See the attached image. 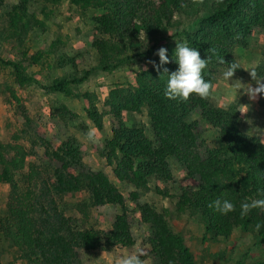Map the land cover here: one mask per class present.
Instances as JSON below:
<instances>
[{"label": "trees", "instance_id": "16d2710c", "mask_svg": "<svg viewBox=\"0 0 264 264\" xmlns=\"http://www.w3.org/2000/svg\"><path fill=\"white\" fill-rule=\"evenodd\" d=\"M59 6L64 0H45ZM76 15L101 10L92 17V47L97 51L99 64L104 71H113L131 63L133 56L148 59L150 65L135 75V83L118 84L105 101L107 112H99L89 95L90 115L99 129L105 115H112V136L106 141L101 155L112 167L116 179L131 184L130 193L136 202L140 222L152 230L148 240L151 253L158 264H195L194 255L182 235L173 232L167 220V211L152 203H139L142 193L151 190L150 181L167 183L173 179L170 159L181 164L189 179L197 180L198 188L184 187L176 196L178 212L199 213L206 227L204 239L228 238L236 230L252 232L259 244L264 243V209L253 208L241 214V204L262 199L264 192V142L242 132L241 116L234 107L222 108L211 97L195 94L188 100H169L164 96L167 74L157 70L155 55L157 41L179 28L184 19H195L198 25L194 34L188 35L184 44L196 48L201 59H208L202 76L213 83L216 71L237 65L236 48L248 46L255 29L264 30V0H67ZM30 0H20L7 12L9 37L20 38L35 24H44L30 12ZM42 12L47 18L48 8ZM177 46V45H176ZM176 46L170 45L165 65L169 74L178 65L174 62ZM144 49L142 53L135 50ZM42 53H24L29 65L43 64ZM0 66L11 67L20 87L30 83L22 61L5 60L0 56ZM258 69L264 72V50ZM239 65L236 71H242ZM235 71V72H236ZM86 79L56 78L46 90L67 96L75 95L72 83ZM2 83L0 82V87ZM4 85V83H3ZM9 95L6 102H14L27 117L21 97L14 88L6 85ZM64 112L77 117L66 106ZM147 111L151 136L145 133L142 122L127 125L125 114ZM198 115V117H194ZM206 124L219 134V146L200 150L202 125ZM23 147L0 143V185L10 184L7 209L0 211V236L9 240L20 253L25 264H81L78 250L94 251L114 247H133L136 239L132 233V218L128 214L126 197L104 171L89 168L84 163L80 142L69 137L59 147L48 152L51 161L59 164L48 183L49 191L59 198H76L88 193L87 201H79L75 211L80 218L65 215L38 217L35 201L41 173L33 165L27 167ZM26 169H28L26 171ZM20 181H18V179ZM44 182V180H43ZM161 196H170L159 185L154 190ZM228 199L234 210L226 215L209 205L216 199ZM121 208L110 231L105 232L90 224V208L101 205ZM105 244V245H104ZM0 264H2L0 262ZM257 264H264L257 263Z\"/></svg>", "mask_w": 264, "mask_h": 264}, {"label": "rangeland", "instance_id": "374dc122", "mask_svg": "<svg viewBox=\"0 0 264 264\" xmlns=\"http://www.w3.org/2000/svg\"><path fill=\"white\" fill-rule=\"evenodd\" d=\"M20 0H0V56L5 60L22 61L27 66L26 73L32 77L30 83L20 87L15 81L11 67L0 66V143L21 146L25 154L27 167L33 165L41 173L42 180L38 183L35 201L38 217L47 219L49 215H65V217L80 218L75 211L79 201H87L90 196L84 192L76 198H59L48 188L53 170L59 166L51 161L48 152L60 146L69 137H75L81 144L84 153V163L93 170L104 171L117 185L126 197L128 214L132 218V233L139 243L138 249H143L152 236L149 225L140 222V214L136 202L130 198L134 187L118 181L113 174L112 167L101 155L106 141L112 136V115H105L102 119L103 127L99 129L90 115L93 108L89 95L93 97L99 112L109 111L105 101L110 91L118 84L135 83V75L150 65L148 59L134 57L133 50L129 51L132 62L113 71H104L100 64L97 51L92 47L93 21L95 14L102 11H89L86 14H73L69 2L64 0L59 6L48 4L45 0H30V12L37 18L44 20V24L33 25L27 34L20 38L9 37L7 12ZM48 8L45 18L42 8ZM206 15L202 12L193 19H184L183 24L170 30L165 38L158 39V49L176 46L192 35L198 25L192 23ZM144 49L135 50L142 53ZM264 50V30L255 29L249 37L248 46L236 48L237 62L243 68L236 71L229 82L222 79V72L226 68H219L211 84L209 97L222 108L234 107L241 116L240 128L243 133L255 136L264 142V94L250 97L248 87H257L249 70L255 68L258 78H264L262 69H258L262 62ZM30 55L42 53L43 64L29 65L24 60V53ZM80 79L81 83H72L75 95L67 96L61 93L49 92L50 86L56 78ZM4 83V85H3ZM6 85L14 88L21 97L27 117L20 110L17 103H7L9 92ZM66 106L77 117H72L62 110ZM194 117H198L195 115ZM127 125L142 122L145 133L151 136L147 111L140 114H125ZM91 134V138H89ZM219 134L203 123L200 132L199 147L202 152L208 148L219 146ZM21 150V155L23 154ZM173 179L167 183L150 181L151 190L140 196L139 203H152L159 210L167 211V220L173 232L183 236L187 246L191 249L195 264H257L264 262V243L259 244L252 232L236 229L230 237L218 240L204 239L206 227L199 213H181L175 206L177 195L181 189L198 188L197 180L189 179L184 167L171 158ZM28 169H26L27 171ZM20 181L19 178H17ZM44 180V182H43ZM159 185L170 196H161L154 190ZM10 184L0 185V211L6 213ZM90 224L108 232L116 215L121 208L115 205H101L90 208ZM105 245V244H104ZM147 247H150L148 244ZM136 251L133 247H114L111 251L105 248L94 251L78 250L81 264H115V258ZM141 257L144 264H158L156 255L150 252ZM104 252V253H102ZM107 252H112L111 254ZM0 262L2 264H25L20 259V253L4 236H0Z\"/></svg>", "mask_w": 264, "mask_h": 264}, {"label": "clouds", "instance_id": "9594fccd", "mask_svg": "<svg viewBox=\"0 0 264 264\" xmlns=\"http://www.w3.org/2000/svg\"><path fill=\"white\" fill-rule=\"evenodd\" d=\"M159 58V64L152 62L153 67L157 70L163 69L167 74V83L164 88V96L169 100L186 101L190 95L195 94L201 98H207L211 93L212 85L202 76L203 70L207 67L208 59H201L200 53L196 48L189 47L187 44L179 43L175 49L174 62L178 65L177 69L169 74L165 65L169 64L167 49L161 47L155 53ZM239 69V65L232 63L222 72V79L230 80L234 76L235 71ZM251 77L255 81L257 87H248L247 94L254 98L257 94H264V78H258L255 68L249 70ZM91 138V134H89ZM260 195L264 197V192ZM209 207L222 215H226L234 210V204L228 199H216ZM253 208L264 209V198L253 199L251 202L241 204V214L246 215ZM145 255L143 249L118 256L115 258V264H144L141 257Z\"/></svg>", "mask_w": 264, "mask_h": 264}, {"label": "crops", "instance_id": "0c3cea01", "mask_svg": "<svg viewBox=\"0 0 264 264\" xmlns=\"http://www.w3.org/2000/svg\"><path fill=\"white\" fill-rule=\"evenodd\" d=\"M169 161L171 162V159H170ZM135 246H136V250H137V249H138V246H139V243L136 242ZM147 246H148V243H147L146 246L144 247L145 254L149 253V250H150V247H147ZM102 253H104V252H102ZM107 253L111 254L112 252H107ZM145 264H146V263H145Z\"/></svg>", "mask_w": 264, "mask_h": 264}]
</instances>
